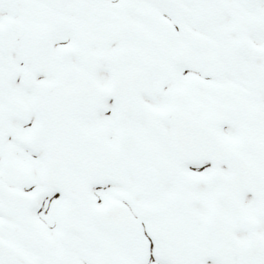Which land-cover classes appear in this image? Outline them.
<instances>
[{
  "label": "snow or ice",
  "instance_id": "6c2138e0",
  "mask_svg": "<svg viewBox=\"0 0 264 264\" xmlns=\"http://www.w3.org/2000/svg\"><path fill=\"white\" fill-rule=\"evenodd\" d=\"M0 264H264V0H0Z\"/></svg>",
  "mask_w": 264,
  "mask_h": 264
}]
</instances>
